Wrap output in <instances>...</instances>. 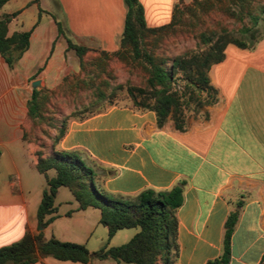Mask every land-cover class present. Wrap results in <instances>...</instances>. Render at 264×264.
Listing matches in <instances>:
<instances>
[{"label": "crops", "instance_id": "0c3cea01", "mask_svg": "<svg viewBox=\"0 0 264 264\" xmlns=\"http://www.w3.org/2000/svg\"><path fill=\"white\" fill-rule=\"evenodd\" d=\"M137 1L151 28L167 24L178 4ZM12 12L16 15L8 23V34H29L26 49L11 67L0 56V246L41 231L43 240L82 244L92 253L106 238L99 210L77 209L65 187L55 193L57 217L37 228L35 213L45 180L35 169V145L22 139V125L32 89L53 88L66 74L78 71V59L66 39L107 52L118 49L125 4L6 0L0 16ZM207 76L216 101L203 109V115L185 117L182 131L170 121L157 128L152 111L124 104L81 120L69 119L54 148L78 150L95 161V187L112 197L131 198L143 189L166 190L183 181L182 203L175 211V264H204L218 256L223 222L241 200L228 264H259L264 253V35L251 49L226 44L223 59L209 67ZM46 174L53 176L54 171ZM136 231L119 229L107 245H120ZM29 264L83 263L47 255ZM86 264L132 263L90 259Z\"/></svg>", "mask_w": 264, "mask_h": 264}, {"label": "trees", "instance_id": "16d2710c", "mask_svg": "<svg viewBox=\"0 0 264 264\" xmlns=\"http://www.w3.org/2000/svg\"><path fill=\"white\" fill-rule=\"evenodd\" d=\"M5 2L0 0V8ZM123 2L125 15L118 49L107 52L66 39L67 48L72 49L78 59V71L66 74L53 88L32 89L26 103L25 124L22 125V139L35 145V169L45 180L35 213L37 228L43 229L57 217L55 193L59 187H65L77 202V209L92 206L99 210L98 222L106 228L105 242L89 253L82 244L53 237L43 240L41 231L34 235L24 233L19 240L0 246V264H29L47 255L83 264L90 259L132 264H175L178 251L175 211L182 203L184 182H177L166 190L143 189L131 198L112 197L95 187L97 173L86 163L81 152L54 148L65 131L66 123L64 117L56 119L52 116L58 112L57 104L68 96L85 92L88 99L85 105L79 102L81 109L74 107V111H70L74 115L87 106L112 97L114 90L125 86L131 99L129 105L152 111L157 128L170 119L173 128L182 131L186 107L192 104V109L197 110L216 101V90L209 84L207 72L212 64L223 59L225 45L251 49L264 35V0H191L182 6L178 0L180 4L174 5L171 20L152 28L145 25L137 0ZM218 13L240 24L236 35L224 24L215 22L214 15ZM15 15L16 12H12L0 16V56L8 67L26 49L29 34L28 31L8 34V23ZM206 16L210 17L211 26L193 32L194 23L204 22L203 17ZM57 29L61 33L58 24ZM173 35H192L197 44L205 48L193 52L186 49L177 54L167 52L164 43ZM115 66L136 70L141 78L139 85L130 84V81L116 82ZM98 112L101 110L95 109L77 120ZM43 123L54 133L43 129ZM37 128L39 136L35 134ZM49 169L54 171L53 176H47ZM241 204V200L235 202V209L223 222L220 253L204 264H228L230 237L238 216L237 208ZM125 228H137V231L126 242L108 246L107 241L114 232ZM259 264H264V253Z\"/></svg>", "mask_w": 264, "mask_h": 264}, {"label": "rangeland", "instance_id": "374dc122", "mask_svg": "<svg viewBox=\"0 0 264 264\" xmlns=\"http://www.w3.org/2000/svg\"><path fill=\"white\" fill-rule=\"evenodd\" d=\"M190 1L191 0H187V2H183L181 0V4L179 2L178 4L182 6L184 4H189ZM199 16L200 15H198V17ZM214 16H215L214 18L215 22H220L222 25L224 24L227 28H229L230 31H235L232 33L236 35V29L240 27L239 26L240 24L237 21L226 18L220 13ZM187 18L194 20L193 18H190L188 16ZM203 18H204V22H201V20H199L197 23H194L195 26L192 27L193 32L196 33L202 28L211 26L210 17L206 16ZM12 28H13V24L11 23L9 25V29L11 30ZM164 47L167 52H170L172 54L180 53L181 51L186 50V49H188V51L193 52V51H200L205 48L204 45H198L196 42V39L192 35L169 36L167 38V41L164 43ZM113 74L116 78L115 79L116 82L125 83L126 81H130V84H134L138 86L141 81L140 75L134 69L125 70V69L115 66ZM85 94H86L85 92H79L76 96L74 95L68 96L64 102H59V104H57L58 108L56 110L58 112L53 114L52 117L56 119H60L61 117H64L65 123L67 124L69 119H77L78 117L89 115V113L91 111H94L95 109L103 111L110 106H121L124 104H131V99L125 91V86H123L120 89L114 90V95L112 97L105 99L101 103L87 106L85 110L79 111L78 113L71 115L70 111H74V107H76V110L81 109V107L79 106V102H82L85 105V103L88 101ZM205 107L206 106H202L198 108L197 110H194L192 109V104H190V106L184 109V115L186 118L188 117L194 118L197 115L201 116L203 115V109ZM167 121H170V123L172 124V121L170 119H167L165 122ZM42 128L46 130L49 129L45 123L42 124ZM49 132L51 134L54 133L52 129H49ZM35 134L37 136L40 135V130L38 128L35 130ZM81 155L86 160V163L88 165H91L93 169L96 171V173H99V165L92 159H88L84 154L81 153Z\"/></svg>", "mask_w": 264, "mask_h": 264}, {"label": "water", "instance_id": "95a60500", "mask_svg": "<svg viewBox=\"0 0 264 264\" xmlns=\"http://www.w3.org/2000/svg\"><path fill=\"white\" fill-rule=\"evenodd\" d=\"M37 85H38V81H34V82L31 84V86H32L33 88H35Z\"/></svg>", "mask_w": 264, "mask_h": 264}]
</instances>
